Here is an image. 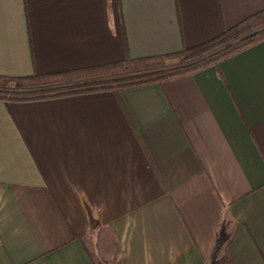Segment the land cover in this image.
<instances>
[{
    "label": "crops",
    "instance_id": "0c3cea01",
    "mask_svg": "<svg viewBox=\"0 0 264 264\" xmlns=\"http://www.w3.org/2000/svg\"><path fill=\"white\" fill-rule=\"evenodd\" d=\"M264 0H0V75L180 52ZM0 264H264V40L163 83L0 98Z\"/></svg>",
    "mask_w": 264,
    "mask_h": 264
},
{
    "label": "trees",
    "instance_id": "16d2710c",
    "mask_svg": "<svg viewBox=\"0 0 264 264\" xmlns=\"http://www.w3.org/2000/svg\"><path fill=\"white\" fill-rule=\"evenodd\" d=\"M263 25L264 10L246 19L236 27L224 31L218 37L204 44L192 48H183L177 53L141 58L127 56L123 60L117 62L59 73L34 74L24 77H8L0 75V87L2 88L14 87L15 89H21L52 84H65L56 87L57 89L54 90L45 88L43 90H38L41 92L34 91L32 96H27L23 94V92L16 94L10 91L1 90L0 98L29 99L52 97L103 88H111L118 93L124 88H131L150 83H163L166 80L196 73L211 66L218 67L221 61L264 40V28H262L234 43L231 42L241 35L249 33ZM207 53L210 54L205 56ZM194 59L197 60L183 66L110 80V76L139 73L144 70L164 67L169 65V62L172 60L184 63Z\"/></svg>",
    "mask_w": 264,
    "mask_h": 264
},
{
    "label": "rangeland",
    "instance_id": "374dc122",
    "mask_svg": "<svg viewBox=\"0 0 264 264\" xmlns=\"http://www.w3.org/2000/svg\"><path fill=\"white\" fill-rule=\"evenodd\" d=\"M262 28H264V25L261 26V27H259V28H257V29H255V30H253V31H251V32H249V33H245V34L241 35L240 37H238L237 39H235V40H233V41H231V42L234 43V42H236V41H238V40H240V39H242V38H245L246 36H248V35H250V34H253V33L259 31V30L262 29ZM208 54H210V53L205 54V56L208 55ZM197 59H199V58H197ZM197 59H194V60H191V61H187V62H188V63H191V62H193V61H195V60H197ZM178 63H180V62H178L177 60H172V61L169 62V65H170V64H178ZM138 74H142V73H130V74H121V75L110 76V80H112V79L124 78V77L132 76V75H138ZM56 87H58V86H53V87L50 88V89H52V90L57 89ZM7 89H8V90H4V91H10V92H13V93H16V94H17V93H21V92H23V94H25V95H27V96H32L34 91L41 90V89H38V90L22 91V90H19V89H17V88L15 89L14 87L7 88ZM42 90H43V89H42ZM0 91H1V90H0ZM38 92H41V91H38ZM38 92H37V93H38Z\"/></svg>",
    "mask_w": 264,
    "mask_h": 264
},
{
    "label": "water",
    "instance_id": "95a60500",
    "mask_svg": "<svg viewBox=\"0 0 264 264\" xmlns=\"http://www.w3.org/2000/svg\"><path fill=\"white\" fill-rule=\"evenodd\" d=\"M188 64V62H184V63H178V64H170L164 67H159V68H155V69H149V70H144L141 71L139 73H149V72H158V71H162V70H166V69H171L174 67H179V66H183ZM60 85H65V84H52V85H45V86H36V87H27V88H21L19 90L22 91H30V90H38V89H45V88H52L53 86H60ZM0 90H8L7 88H2L0 87Z\"/></svg>",
    "mask_w": 264,
    "mask_h": 264
}]
</instances>
